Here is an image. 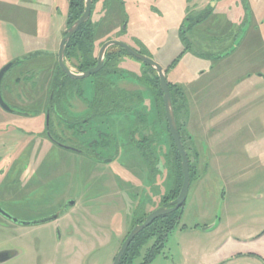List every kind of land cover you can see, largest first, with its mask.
I'll return each mask as SVG.
<instances>
[{
  "label": "rangeland",
  "instance_id": "obj_1",
  "mask_svg": "<svg viewBox=\"0 0 264 264\" xmlns=\"http://www.w3.org/2000/svg\"><path fill=\"white\" fill-rule=\"evenodd\" d=\"M68 1L0 0V68L11 58L37 54L36 63L15 66L2 84L4 98L24 114H33L29 101L45 91L31 88L28 81L38 76L39 82L41 75L56 71L55 54L61 29L66 27ZM113 1L106 13L95 16L96 20L103 17L104 24L94 42L97 53L99 44L115 40L165 68L167 81L180 90L186 104L187 112L180 111L178 119L182 125L187 120V146L199 154L197 161L191 155L197 173L190 182L180 225L149 264L214 261L228 225L245 240L248 229L264 230V0ZM186 25L189 28L180 37L177 30ZM115 53L119 58L106 70L116 69L121 76H111L110 81L119 89L141 94L134 109L149 115L155 147L141 150L131 145L133 135L135 145L139 138L132 135L129 114L117 118L118 132L115 128L111 134L93 122L94 132L88 134L96 144L99 133H109L120 143L117 155L112 145L108 150L96 147L100 158L116 157L111 163L51 145L29 150L28 142L39 139L29 138L25 131L34 133L41 124L0 109V162L15 160L17 167L24 168L26 158L36 157L42 163L34 162V169L51 177L57 172L51 164H61L57 172L61 180L51 181L45 193H0V207L18 221L0 215V254L10 256L1 258L0 264H113L136 220L160 208L161 198L172 187L168 136L160 118L152 124L153 97L140 83L145 67L118 49ZM28 69L26 77L23 72ZM18 77L22 80L14 83ZM88 81L74 85L83 87L84 97L90 100L93 88ZM70 104V117L78 120L88 113L77 96ZM36 105L37 111L43 108L41 102ZM64 136L63 142L74 147L70 132L65 130ZM126 142L130 144L124 146ZM7 187L0 183V190ZM70 201H75L71 209ZM62 207L69 211L58 223L40 224ZM213 224L215 229L203 231ZM77 226L80 230L72 234ZM151 243L132 264H143ZM240 264L262 263L250 259Z\"/></svg>",
  "mask_w": 264,
  "mask_h": 264
},
{
  "label": "trees",
  "instance_id": "obj_2",
  "mask_svg": "<svg viewBox=\"0 0 264 264\" xmlns=\"http://www.w3.org/2000/svg\"><path fill=\"white\" fill-rule=\"evenodd\" d=\"M110 2L114 1L92 0L91 13L88 21L78 28L77 32L70 38L65 46V63L74 68L77 73H82L93 68L96 65L97 47H95L94 42L97 38V32L101 30L104 24L102 23L103 17L96 20L97 18L95 16L96 14H101L102 12L106 13ZM100 5L101 7H98ZM97 8L100 9L97 10ZM83 11L84 0H69L66 28L71 26L76 20H78ZM204 14L208 15V10L205 11ZM200 21L201 20L197 21L196 23H199ZM125 27L126 21L123 22L121 31H124ZM185 28L188 29L189 26L187 27L186 25L184 27H180V37H183L182 35L186 34L187 30ZM102 44L103 43L99 44L98 48L101 47ZM116 49H118L120 53H123V55L129 56L124 50L119 47H110L106 51L105 64L103 69L89 78V81H91L93 88L92 99L90 98V100H87L84 97L85 90L83 87L82 89L76 88L74 82L79 80L70 79L65 74H63L59 70V68H57L58 71L54 75L55 80L58 81L57 86L55 83H53L50 93L59 95L60 98H62L65 108L68 104V101H71L73 96H77L80 100L84 101L87 107L88 113H85L84 115L86 121L89 117L92 118L93 122L95 123H93L94 125L107 127L111 134L114 133L115 128L116 132H118V126L115 127L118 120L117 118H126L127 116H129V114H132L133 123L131 122V125H133L134 127V129H131V131L133 132L132 135H138L139 138V141H137V144L134 147L135 149L150 150L152 149V147H155L154 144L156 143V139L152 132L153 127L151 126V122L149 121V115L147 113L135 111L134 109L137 103L140 104V99L142 98L141 94L136 90L131 92L129 90L124 91L122 89H119L112 81H110L111 76H121L119 71L116 69H114L113 71L106 70V67L111 61H115L116 58H119V56L117 55L118 53H115ZM33 55H31L32 58L37 56V54ZM143 66L145 67V71L144 73H142L141 80H139L141 85L144 86L153 97L155 116L152 120V124H157L158 118H160V125L162 122V128L166 131L169 140V150L171 155L169 157V163L174 178L172 187L161 198V207H170V203L177 198L182 184L181 159L179 154L177 153L176 148L173 145L168 131L162 100L163 94L159 87L156 72L148 66ZM165 72L167 74V70H165ZM139 80L137 78L138 83ZM167 82L172 97L177 128L189 160L191 182L194 175L197 173L195 166L192 164L191 155L193 156L194 160L197 161L199 159V154L195 149L187 146L186 138L184 137V135H186L184 126L186 127L187 120L185 121V124L182 125V123H180L178 119V113L180 111H183L185 113L187 112L186 104L183 100L182 94L176 86H174L169 81ZM69 93L71 94L70 98L68 97ZM107 125H109L110 127ZM72 126L73 123L71 121L69 124H67L66 127L72 128ZM123 130V127H119V131ZM95 132L99 133L97 131ZM111 134L99 133L98 135L100 143L103 144L106 142L107 144H110V146H114V153L117 155V147L120 143L116 142L114 136H112ZM133 136L131 138V141L134 143L135 139ZM104 137L106 138V140H103ZM108 137L109 139L107 140ZM188 139L191 138L189 137ZM123 144L125 145L126 143ZM114 159H116V157H113L112 160ZM182 213L183 207L170 215L155 220L149 227L141 231L127 248L124 256L120 261V264H132L133 260L139 256L142 248L146 246L147 242L151 239H154V243L152 247L147 250L145 260L143 262V264L151 263L155 256L158 255L161 249L165 246L168 236L179 227ZM142 222L143 218L136 221L134 225L141 224Z\"/></svg>",
  "mask_w": 264,
  "mask_h": 264
},
{
  "label": "flooded vegetation",
  "instance_id": "obj_3",
  "mask_svg": "<svg viewBox=\"0 0 264 264\" xmlns=\"http://www.w3.org/2000/svg\"><path fill=\"white\" fill-rule=\"evenodd\" d=\"M67 28L65 27V28L61 29V33H62L61 37H63L64 31ZM57 52H58V47H57ZM55 57H56V69H55L56 70L55 73H56L58 71L57 68H59L58 62H57V53L55 54ZM36 58L37 57L32 58L31 54H29L28 56H25L23 58H20V59L11 58L10 60H8V62H6L0 68V70L5 65H7L9 63H15V65L11 69H13L15 66H17L19 64L26 65L28 63L29 64L31 63V65H32V64L36 63V60H37ZM40 60H39V62H40ZM66 65L69 67V69L72 72L77 73L75 71V69L72 68L69 64L66 63ZM11 69L9 71H11ZM59 70H60V68H59ZM9 71H7L5 73V75L1 81V84H0L1 94H2L3 80ZM23 73L25 74L26 77L28 76V74L30 75L29 69H28V71H25ZM55 73L53 75L48 76V77H42V75L39 74V76L41 75L39 82L37 81L38 76L36 78L32 79V81H28L31 88L36 89V87L39 86L40 89L45 90L44 92L40 93L39 95H37L35 97L33 96L34 98L29 101L30 110L33 114H29V112L24 114L23 113V112H25L24 110L18 111L16 109L17 106L8 102L4 98V96L2 95L4 102L12 109L11 112H6V113L12 114V115L30 117V118L35 120L34 124L35 123L41 124L40 127L34 126L35 129H37V131H35L34 133L31 131H28L29 129H26V131H25L26 135H29V138L39 139V140H34V141L30 140L28 142L30 144L29 150H34L35 148H37V150H40L42 148H45L47 145H51L52 147L55 146V147H60V148L65 149L63 146H67V145L63 141L65 138L64 131L66 130V131L70 132L71 141L69 143L74 145V147H71L75 150L74 153L82 155V156H86L89 159H92L98 163L107 164V163L113 162L112 157L111 158H100L95 151L96 147H97V149L100 148L102 150H108L110 148V144H108L106 146V148H103L104 143L103 144L102 143L96 144L95 142L88 140V134L94 132L92 118L89 117L88 120L86 121L85 116H84L85 114H83V116H81L78 120L74 119V117H70V111H71L70 101H68V104L66 105V108H65L63 101H62V98H60L59 95H54V94L50 93L52 90L53 83H55L57 86L58 81L55 80V77H54ZM259 77H262V76H259ZM20 79H21L20 77L16 78L14 80V83H19ZM73 97H75V96H73ZM38 102H41L42 107H43L39 111L35 110V107H34V105L37 107L36 104ZM71 121L73 123L72 128H67L66 127L67 124H69ZM131 145L135 146V143L134 144L131 143ZM124 146H126V144ZM67 147H70V146H67ZM31 152L32 151H30V153ZM38 161H39V163L37 165H41V163H42L41 159H37L36 157H33V159H32L31 157H28L24 160V168H23L21 166L17 167L16 166L17 164H15V160L10 161V163H7L8 161H6V160H2L0 162V179L2 178V182H0V183L1 184H3V183L8 184V187L6 190H0V193L6 191V192H8V194H12V195L13 194H27L28 192L35 194V193H45L48 190H50L49 183L51 181L61 180V175H58V173H57L58 169H59L58 166H60L61 164L59 161H56V162L54 161V163L51 164V166H53V169L55 168L57 170L56 174L51 177L48 175L47 176L43 175L42 172L38 169V167L36 168L37 171L34 169V166H32V165H34V162L36 163ZM26 172H29V175H26ZM70 202H72V201H70ZM73 202H74V204L72 206H68V207H70V209L75 207V201H73ZM68 211H69V208L62 207L60 210L51 214V216L49 218H52V217H55V218H54V220H52L48 223H58L67 214ZM0 215L3 216L2 214H0ZM147 215L148 214L143 215L142 217H140L136 221L140 220L141 218L144 219ZM182 215H183V213H182ZM3 217L6 218L5 216H3ZM11 218H13V217H11ZM6 219L13 222L12 220H10L8 218H6ZM136 225H138V224H136ZM136 225H133L130 228V230L127 232L126 236L131 231V229ZM78 226L75 229H72V234L76 230L77 231L80 230V227H78ZM126 236H125V238H126ZM125 238L123 239V241L125 240ZM149 243L153 244L154 239L149 240L147 242L146 246ZM150 248H147V250ZM5 254L6 253H4L3 255H5Z\"/></svg>",
  "mask_w": 264,
  "mask_h": 264
},
{
  "label": "water",
  "instance_id": "obj_4",
  "mask_svg": "<svg viewBox=\"0 0 264 264\" xmlns=\"http://www.w3.org/2000/svg\"><path fill=\"white\" fill-rule=\"evenodd\" d=\"M91 7H92V0H84V11L80 18L76 20L71 26H69L65 31H64V36L60 40L59 46H58V52H57V62L60 70L62 71L63 74H65L67 77L70 79L74 80H84L87 78H90L91 76L97 74L100 72L105 64V53L110 47H119L122 50H124L129 56L134 58L135 60L141 62L143 65L148 66L149 68L153 69L156 72V75L158 77V82H159V87L162 92V100H163V106H164V113H165V118L168 126V131L170 134V137L172 139L173 145L177 150V153L180 156L181 159V173H182V184L180 187L179 194L175 200H173L170 203V207H160L156 209L155 211L149 213L144 219L141 224H138L134 226L131 231L128 233L126 236L125 240L123 241L117 255L115 256L113 260V264H120V261L122 257L124 256L127 248L129 245L132 243L134 238L144 229L149 227L155 220L165 217L167 215H170L180 208L183 207L185 204L187 195H188V190L190 187V169H189V160L187 157V153L184 149L183 143L180 138V134L177 128V123L175 119V114H174V109H173V103H172V97L170 94L169 90V85L167 82V77H166V72L165 69H163L162 66H160L157 62L154 60L143 56L133 50L131 47L128 45L121 43L119 41L115 40H110L105 42L98 50L97 53V59H96V65L89 69L86 70L82 73H75L72 72L69 67L66 65L64 61V55H65V46L67 42L70 40V38L77 32L78 28L86 23L90 17L91 13ZM15 63H9L5 65L1 70H0V84L1 81L7 71H9ZM0 108L4 110L5 112H11L12 109L4 102L1 94V88H0ZM66 150L74 152L75 150L71 147L63 146ZM74 202L68 203V206H72ZM0 214L5 216L6 218L12 220L14 223H17L18 221L14 218H11L9 215H7L5 212L2 211L0 208ZM55 217L52 218H47L43 221L40 222V224H45L48 223L52 220H54ZM22 224V223H20ZM23 225H26L23 223ZM213 226L204 228L203 231H207L211 229ZM2 258V259H1ZM10 258L9 254L5 255H0L1 260H8Z\"/></svg>",
  "mask_w": 264,
  "mask_h": 264
},
{
  "label": "crops",
  "instance_id": "obj_5",
  "mask_svg": "<svg viewBox=\"0 0 264 264\" xmlns=\"http://www.w3.org/2000/svg\"><path fill=\"white\" fill-rule=\"evenodd\" d=\"M179 29L177 30V34H179ZM88 82L92 87L91 81ZM127 144L129 143L126 142V145ZM212 226L213 227L209 229L210 231L217 227L216 224ZM227 227L228 232L223 233L225 238L217 247L215 254L216 259L214 261L211 259L210 261L203 262V264H240L250 259L257 260L264 264V230L256 231L254 228L248 229L246 232L248 234L246 236L247 239L245 240L235 235L233 229L229 227V225Z\"/></svg>",
  "mask_w": 264,
  "mask_h": 264
}]
</instances>
